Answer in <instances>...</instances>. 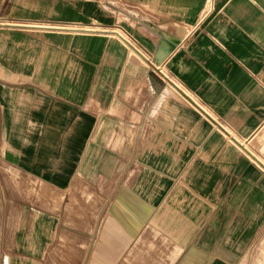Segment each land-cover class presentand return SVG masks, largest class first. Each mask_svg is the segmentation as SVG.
Here are the masks:
<instances>
[{
    "label": "crops",
    "instance_id": "1",
    "mask_svg": "<svg viewBox=\"0 0 264 264\" xmlns=\"http://www.w3.org/2000/svg\"><path fill=\"white\" fill-rule=\"evenodd\" d=\"M78 1L46 0L61 24H3L79 55L51 91L3 103L4 161L92 226L57 255L64 243V264H91L100 244L98 264H231L264 225V0ZM83 17L99 26L69 21Z\"/></svg>",
    "mask_w": 264,
    "mask_h": 264
},
{
    "label": "rangeland",
    "instance_id": "2",
    "mask_svg": "<svg viewBox=\"0 0 264 264\" xmlns=\"http://www.w3.org/2000/svg\"><path fill=\"white\" fill-rule=\"evenodd\" d=\"M106 2V8L113 11L117 1ZM85 3L83 0L77 2L81 9ZM50 9L51 3L46 0H0V264H64L63 261L68 260V245L62 244V259L57 255L64 235L72 230L73 235L89 236L92 230L89 220L83 219V210L76 208L81 205L70 200L67 192L55 191L17 169H11L4 161L6 158L13 159L14 153L7 145L10 142L8 139L12 138L6 135L7 131L3 128V103L9 100V94L13 93L12 98L16 101L21 90L51 91L57 84L55 79H58V74L79 72V66L67 65L69 62L66 60L77 59L78 53L54 48L45 37L49 33L3 25L61 24L52 17ZM111 20L114 21V18ZM69 21L98 25L85 17ZM105 28L120 31L115 26ZM51 34L56 35L54 32ZM125 35L132 41L129 34ZM91 37L110 40L108 35ZM93 62L91 72L97 73L98 62ZM73 185L80 191V203L86 201L88 205L91 195L84 192L82 178L75 177ZM72 197L76 198L71 194ZM97 235L98 225L94 229L91 249L95 246ZM234 254L236 256L229 261L231 264H256L257 260L264 259V225L252 241L246 243L243 249H236ZM91 264H98V258L92 257Z\"/></svg>",
    "mask_w": 264,
    "mask_h": 264
},
{
    "label": "bare ground",
    "instance_id": "3",
    "mask_svg": "<svg viewBox=\"0 0 264 264\" xmlns=\"http://www.w3.org/2000/svg\"><path fill=\"white\" fill-rule=\"evenodd\" d=\"M10 167V166H9ZM11 169H16V168H13L12 166L10 167ZM104 232V231H103ZM99 248H100V244L98 245L97 244V249H96V253L94 254V257L97 256V252L99 251ZM256 264H264V259L261 258V260L259 259V261L257 260V263Z\"/></svg>",
    "mask_w": 264,
    "mask_h": 264
}]
</instances>
